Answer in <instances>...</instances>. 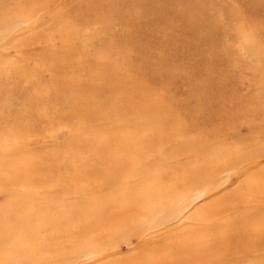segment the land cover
I'll return each mask as SVG.
<instances>
[{
    "label": "rangeland",
    "instance_id": "1",
    "mask_svg": "<svg viewBox=\"0 0 264 264\" xmlns=\"http://www.w3.org/2000/svg\"><path fill=\"white\" fill-rule=\"evenodd\" d=\"M0 7V264H264V199L246 192L264 181L255 174L264 156L254 157L264 139H245L256 112L252 90L264 86V0H0ZM183 153H192L189 161H180ZM223 234L243 237L242 250L228 240L226 251L209 245Z\"/></svg>",
    "mask_w": 264,
    "mask_h": 264
},
{
    "label": "bare ground",
    "instance_id": "2",
    "mask_svg": "<svg viewBox=\"0 0 264 264\" xmlns=\"http://www.w3.org/2000/svg\"><path fill=\"white\" fill-rule=\"evenodd\" d=\"M23 1H24V0H23ZM3 2H4V1H3ZM7 3H8V1H7ZM76 3H77V2H76ZM132 3H133V2H132ZM96 4H97V3H96ZM122 5H123V4H122ZM124 5H125V4H124ZM1 6H2V5H1ZM6 6H7V5H6ZM123 7H124V6H123ZM0 8H1V7H0ZM97 8H98V7H97ZM102 10H103V9H102ZM59 13H60V12H59ZM0 14H1V13H0ZM3 14H4V13H3ZM1 15H2V14H1ZM17 15H18V13H17ZM34 16H35V15H34ZM1 17H2V16H1ZM3 17H4V15H3ZM10 17H11V16H10ZM10 17H9V18H10ZM14 17H15V15H14ZM56 17H59V16L56 15ZM85 17H86V16H85ZM6 18H7V17H6ZM9 18H8V20H9ZM25 18H26V17H25ZM29 18H30V17H29ZM53 18H55V17H53ZM23 19H24V18H23ZM88 19H89V18H88ZM3 20H4V19H3ZM3 20H2V21H3ZM10 20H11V19H10ZM13 20H16V19L14 18ZM35 20H37V18H35ZM59 20H60V19H59ZM2 21H1V22H2ZM16 21H17V20H16ZM20 21H21V20H20ZM25 21H26V20H25ZM41 21H42V20H41ZM6 22H7V21H6ZM4 23H5V22H4ZM2 24H3V23H2ZM15 24H16V23H15ZM41 24H42V23H41ZM41 24H40V25H41ZM88 24H89V23H88ZM40 25H39V27H40ZM51 25H53V24H51ZM246 25H247V24H246ZM5 26H6V25H5ZM34 28H35V27H34ZM36 29H37V28H36ZM50 29H51V28H50ZM12 30H13V29H12ZM34 30H35V29H34ZM79 31H80V30H79ZM32 32H33V31H32ZM73 32H74V31H73ZM12 34H13V33H12ZM7 36H8V35H7ZM81 36H82V35H81ZM2 37H4V36H2ZM14 37H15V36H14ZM40 37H41V36H40ZM243 37H244V36H243ZM0 38H1V37H0ZM6 39H7V38H6ZM6 39H5V40H6ZM2 40H3V38H2ZM7 41H8V40H7ZM76 41H77V40H76ZM3 42H4V41H3ZM57 42H59V41H57ZM68 42H69V41H68ZM60 43H61V42H60ZM7 47H9V46L7 45ZM2 48H3V47H2ZM4 49H5V48H4ZM91 50H92V49H91ZM63 51H64V50H63ZM81 51H82V50H81ZM64 53H65V52H64ZM89 53H90V52H89ZM6 54H7V53H6ZM20 58H21V57H20ZM2 59H3V58H1V60H2ZM5 59H6V58H5ZM15 60H16V59H15ZM15 60H14V61H15ZM14 61H13V62H14ZM20 62H21V61H20ZM2 63H3V62H2ZM17 63H18V62H17ZM56 63H57V62H56ZM257 63H258V62H257ZM7 64H8V63H7ZM11 64H12V63H11ZM58 65H59V64H58ZM61 65H62V64H61ZM78 65H79V64H78ZM8 66H9V65H8ZM0 67H2V66L0 65ZM257 68H261V67L259 66V64L257 65ZM2 69H3V68H2ZM31 69H33V68H31ZM36 70H37V69H36ZM36 70H35V71H36ZM1 71H2V70H1ZM13 71H14V70H13ZM35 71H34V72H35ZM3 72H4V71H3ZM261 73H263V71H262ZM36 74H37V73H36ZM3 76H4V75H3ZM261 76L264 77V73L261 74ZM4 77H5V76H4ZM15 77H16V76H15ZM18 79H19V78H18ZM62 81H63V80H62ZM99 81H100V80H99ZM78 83H81V82H79V80H78ZM34 84H35V83H34ZM59 84H60V83H59ZM107 84H108V83H107ZM115 84H116V83H115ZM29 85H30V84H29ZM76 85H78V84L76 83ZM102 85H103V84H102ZM111 86H112V85H110V87H111ZM84 91H85V90H84ZM252 92H253V93H252V96H253V97H252L251 99L254 101V103H255V105H256V112H255L254 114H251L250 117H248L249 122H248V124H247V128L249 129V134L246 135V138H245V139H249V141H251L252 144L254 145L255 143H257V142H259V141H263V139H264V102H263L262 100L259 99V94L263 95V99H264V86L262 85V86L259 87V88H255V89L252 90ZM80 94H81V93H80ZM2 95H3V94H2ZM85 95H86V94H85ZM44 96H45V95H44ZM90 96H91V95H90ZM0 97H1V96H0ZM2 97H3V96H2ZM53 97H54V96H53ZM128 97H129V96H128ZM72 98H73V97H72ZM78 98H79V97H78ZM88 98H89V97H88ZM62 99L64 100V98H62ZM76 99H77V98H76ZM79 99H80V98H79ZM90 99H91V98H90ZM59 100H61V99H59ZM65 100H66V99H65ZM69 100H70V99H69ZM71 100H72V99H71ZM93 100H95V99H93ZM43 101H44V100H43ZM72 101H74V98H73ZM72 101H71V102H72ZM79 101H80V100H79ZM82 101H83V103H84V100H82ZM87 101H88V100H87ZM87 101H86V102H87ZM129 101H130V100H129ZM64 102H66V101H64ZM67 103H68V102H67ZM81 103H82V102H81ZM91 103H92V102H91ZM72 104H73V103H72ZM68 105H69V104H68ZM79 105H80V104H79ZM79 105H78V106H79ZM84 105H86V104H83V106H84ZM157 105H158V104H157ZM48 106H49V104H48ZM70 106H72V105H70ZM70 106H69V107H70ZM80 107H82V106L80 105L79 108H80ZM86 107H87V105H86ZM88 107H91V106L89 105ZM97 107H98V105H97ZM97 107H95V109H96ZM49 108H50V107H49ZM73 108H74V106L72 107V109H73ZM67 109H68V107H67ZM75 109H76V108H75ZM80 109H82V108H80ZM87 109H88V108H87ZM93 109H94V106H93V108H92L91 110H93ZM50 110H51V109H50ZM82 110H83V109H82ZM82 110H81V111H82ZM84 110H85V109H84ZM119 110H120V109H119ZM69 111H70V109H69ZM73 111H75V110H73ZM78 111H79V109H78ZM88 111H90V110H88ZM150 111H152V110H150ZM29 112H30V111H29ZM75 113H76V112H74L73 114H75ZM88 113H89V112H88ZM148 113H149V112H148ZM148 113H147V114H148ZM73 114H72V115H73ZM84 114H85V113H84ZM35 115H36V114H35ZM50 115H51V114H50ZM114 115H116V114L114 113ZM119 115H120V114H119ZM121 115H122V113H121ZM121 115H120V116H121ZM149 115H150V114H149ZM162 115H163V114H162ZM75 116H76V115H75ZM89 116H90V115H89ZM98 116H99V114H98ZM111 116H112V114H111ZM111 116H109V119L111 118ZM131 116H132V115H131ZM160 116H161V115H160ZM116 117H118V116H116ZM136 117H137V116H136ZM71 118H73V116H72ZM88 118H89V117H88ZM91 118H92V117H91ZM95 118H97V117H95ZM99 118H100V117H99ZM123 118H125V117H123ZM128 118H129V117H128ZM168 118H169V117H168ZM89 119H90V118H89ZM97 119H98V118H97ZM104 119H105V118H104ZM106 119H107V118H106ZM106 119L104 120V122L106 121ZM115 119H117V118H115ZM7 120H8V119H7ZM50 120H51V119H50ZM72 120H73V119H72ZM102 120H103V119H102ZM127 120L129 121V119H127ZM142 120H143V119H142ZM164 120H165V119H164ZM73 121H74V120H73ZM108 121H109V120H108ZM111 121H112V120H111ZM128 121H127V123H128ZM131 121H132V120H131ZM67 122H68V121H67ZM84 122H85V121H84ZM89 122H90V121H89ZM93 122H94V121H93ZM102 122H103V121H102ZM124 122H125V121H124ZM17 123H18V122H17ZM70 123H72V122H70ZM86 123H88L87 120H86ZM90 123H91V122H90ZM94 123H95V122H94ZM112 123H113V122H112ZM115 123H116V122H115ZM115 123H114V124H115ZM129 123H130V121H129ZM138 123H139V122H138ZM36 124H37V123H36ZM73 124H74V123H73ZM118 124H119V123H118ZM135 124H136V122H135ZM16 125H17V124H16ZM74 125H75V124H74ZM74 125H73V126H74ZM89 125L93 126L94 124L91 123V124H89ZM120 125H121V124H120ZM132 125L134 126V124H132ZM14 126H15V125H14ZM21 126H22V125H21ZM36 126H37V125H36ZM79 126H80V124H79ZM81 126H83V125L81 124ZM105 126H107L106 123H105ZM109 126H110V125H109ZM113 126H114V125H113ZM107 127H108V126H107ZM126 127H127V126H126ZM130 127H131V126H130ZM75 129H76V127H75ZM106 129H107V128H106ZM108 129H109V128H108ZM113 129H114V128H113ZM116 129H117V128H116ZM119 129H120V128H119ZM122 129H123V128H121V130H122ZM26 130H27V129H26ZM102 130H103V132H104L105 129L103 128V129H101V131H102ZM32 131H33V130H32ZM78 132H80V131H78ZM25 133H26V132H25ZM101 133H102V132H101ZM101 133H100V134H101ZM115 133H116V131H115ZM118 133H119V132H118ZM107 134H109V133H107ZM112 135H114V134H112ZM112 135H111V136H112ZM115 135H116V134H115ZM118 135H119V134H118ZM100 136H103V135H100ZM94 137H95V136H94ZM104 137H105V136H104ZM119 137H121V135H120ZM105 138H106V137H105ZM90 139H91V138H90ZM74 140H76V139H74ZM91 140H93V139H91ZM91 140H90V142H91ZM94 140H95V139H94ZM109 140H111V139H109ZM116 140H117V139H116ZM202 140H203V139H202ZM64 141H65V140H64ZM82 141H84V140H82ZM97 141H98V140H97ZM97 141L94 142V143H97ZM99 141H100V140H99ZM103 141H104V139L102 140V142H103ZM106 141H107V140H106ZM112 141H113V139H112ZM124 141H125V139H124ZM179 141H180V140H179ZM80 142H81V141H80ZM85 142H86V141H85ZM87 142H88V141H87ZM117 142H118V141H117ZM117 142H116V143H117ZM158 142H159V141H158ZM193 142H194V141H193ZM198 142H199V141H198ZM25 143H26V142H25ZM83 143H84V142H83ZM183 143H184V142H183ZM63 144H64V143H63ZM67 144H68V143H67ZM67 144H66V145H67ZM76 144H77V143H76ZM78 144H79V142H78ZM84 144H86V143H84ZM92 144H93V143H92ZM104 144H105V143H104ZM104 144H103V145H104ZM110 144H111V143H110ZM113 144H114V143H113ZM187 144H189V143H187ZM190 144H191V143H190ZM58 145H59V144H58ZM90 145H91V144H90ZM142 145H143V144H142ZM191 145H192V144H191ZM194 145H195V144H194ZM194 145H193V146H194ZM3 146H4V145H3ZM20 146H21V145H20ZM26 146H27V145H26ZM35 146H36V145H35ZM68 146H69V145H67V147H68ZM72 146H73V145H72ZM79 146H80V145H79ZM92 146H93V145H92ZM92 146H91V147H92ZM94 146H95V144H94ZM94 146H93V147H94ZM96 146H97V144H96ZM21 147H22V146H21ZM21 147H20V148H21ZM86 147H87V146H86ZM86 147H85V149H86ZM91 147H90V148H91ZM104 147H105V146H104ZM121 147H122V146H121ZM182 147H183V146H182ZM28 148H29V147H28ZM31 148H32V147H31ZM33 148H34V147H33ZM36 148H37V147H36ZM69 148H71V146H70ZM74 148H75V146H74ZM77 148H78V147H77ZM83 148H84V147H83ZM94 148H95V147H94ZM98 148H99V145H98ZM248 148H250V147H248ZM17 149H18V148H17ZM21 149H22V148H21ZM23 150H24V149H23ZM23 150H22V151H23ZM34 150H35V149H34ZM58 150H59V149H58ZM61 150H62V149H61ZM69 150H70V149H68V151H69ZM79 150H80V149H79ZM89 150H90V149H89ZM91 150H92V148H91ZM91 150H90V151H91ZM94 150H96V149H94ZM94 150H93V151H94ZM106 150H107V149H106ZM108 150H109V149H108ZM108 150H107V151H108ZM13 151H14V150H13ZM75 151L77 152V150H75ZM90 151H89V153H91ZM102 151H103V148H102ZM102 151H101V153H102ZM129 151H130V150H129ZM27 152H28V151H27ZM33 152H34V151H33ZM61 152H62V151H61ZM61 152H59V153H61ZM63 152H64V151H63ZM79 152H80V151H79ZM87 152H88V151H87ZM95 152H96V151H95ZM97 152H99V151H97ZM103 152H106V151H103ZM108 152H109V151H108ZM110 152L112 153V150H111ZM259 152H260V153H257L254 157L259 158V157H263V156H264V150H260ZM18 153H19V152H18ZM20 153H21V152H20ZM24 153H25V152H24ZM28 153H29V152H28ZM36 153H37V152H36ZM36 153H34V154H36ZM52 153H53V152H52ZM57 153H58V152H57ZM77 153H78V152H77ZM92 153H93V152H92ZM113 153H114V152H113ZM142 153H143V152H142ZM31 154H32V153H30V155H31ZM49 154H51V153L49 152ZM53 154H54V153H53ZM64 154H65V153H64ZM82 154H83V153H82ZM191 154H192V153H183L182 156H184V157H183L180 161H184V160H188V161H189V158L192 157ZM23 155H24V154H23ZM40 155H42V154H40ZM45 155H46V154H45ZM54 155L56 156V153H55ZM59 155H60V154H59ZM77 155H78V154H77ZM80 155H81V152H80ZM90 155H91V154H90ZM105 155H106V154H105ZM110 155H111V154H110ZM113 155H114V154H113ZM124 155H125V154H124ZM18 156H20V155H18ZM35 156H36V155H35ZM49 156H50V155H49ZM49 156H48V157H49ZM84 156H85V155H84ZM87 156H88V155H87ZM103 156H104V155H103ZM114 156H115V155H114ZM11 157H12V156H11ZM33 157H34V156H33ZM60 157H61V156H60ZM62 157H64V156H62ZM65 157H66V154H65ZM67 157H68V156H67ZM91 157H92V156H91ZM115 157H116V156H115ZM123 157H124V156H123ZM128 157H129V156H128ZM156 157H157V156H156ZM254 157H253V158H254ZM41 158H42V157H41ZM44 158H46V157H44ZM50 158H51V156H50ZM68 158H69V157H68ZM73 158H74V156H73ZM82 158H83V157H82ZM89 158H90V156H89ZM97 158H98V157H97ZM97 158H96V159H97ZM107 158H108V157H107ZM162 158H164V157H162ZM253 158L245 157L244 160H246V161L249 162V161L252 160ZM257 158H256V159H257ZM6 159H7V158H6ZM14 159H16V158H14ZM57 159L59 160V158H57ZM63 159H64V158H62V160H63ZM76 159H78V156L76 157ZM84 159H85V158H84ZM99 159H100V158H99ZM99 159H98V161H99ZM101 159H102V158H101ZM105 159H106V156H105ZM137 159H138V158H137ZM12 160H13V159H12ZM41 160H42V159H41ZM44 160H45V159H44ZM48 160H49V159H48ZM53 160H54V158H53ZM53 160H52V161H53ZM60 160H61V159H60ZM60 160H59V161H60ZM69 160H70V159H69ZM71 160H72V158H71ZM93 160H94V159H93ZM102 160H103V159H102ZM109 160H110V159H109ZM139 160H140V158H139ZM156 160H157V159H156ZM161 160H163V159H161ZM42 161H43V160H42ZM54 161H56V160H54ZM77 161H78V160H77ZM89 161H90V160H89ZM91 161H92V160H91ZM91 161H90V162H91ZM95 161H96V160H95ZM107 161H108V160H107ZM119 161H120V159H119ZM31 162H32V161H31ZM63 162L65 163V161H63ZM82 162H83V161H82ZM99 162H100V161H99ZM102 162H103V161H102ZM111 162H112V160H111ZM190 162H191V161H190ZM192 162H193V163H197V160H196V159H193ZM41 163H42V162H41ZM50 163H51V162H50ZM53 163H55V162H53ZM57 163H60V162H57ZM67 163H68V162H66V164H65L66 166H67ZM72 163H73V162H72ZM12 164H13V163H12ZM20 164H21V163H20ZM20 164H19V165H20ZM23 164H24V163H23ZM25 164H26V163H25ZM25 164H24V165H25ZM32 164H33V163H32ZM43 164H44V163H43ZM60 164H61V163H60ZM75 164H76V163H75ZM96 164H97V163H96ZM96 164H95V165H96ZM8 165H9V163H8ZM50 165H51V164H50ZM52 165H53V164H52ZM62 165H63V163H62ZM76 165H77V164H76ZM114 165H115V164H114ZM148 165H149V164H148ZM234 165H235V164L231 163V164H230V167H231V168H235ZM32 166H33V165H32ZM37 166H38V165H37ZM40 166H42V165H40ZM40 166H39V167H40ZM48 166H49V165H48ZM55 166H56V165H55ZM63 166H64V165H63ZM71 166H72V165H71ZM89 166H90V165H89ZM89 166H88V167H89ZM93 166H94V165H93ZM93 166H92V167H93ZM107 166H108V165H107ZM110 166H111V165H110ZM121 166H122V165H121ZM227 166H228V164H226V166H224L223 168H212V169L209 170V172H213L214 174L217 175V174H219L223 169L227 168ZM11 167H12V166H11ZM20 167H21V166H20ZM44 167H45V166H44ZM44 167H43V169H44V171H45V168H44ZM49 167H50V166H49ZM52 167H54V166H51V168H52ZM77 167H78V166H77ZM103 167H104V166H103ZM113 167H114V166H113ZM125 167H126V166H125ZM125 167H124V168H125ZM154 167H155V166H154ZM35 168H36V167H35ZM63 168H64V167H63ZM66 168H67V167H66ZM85 168H86V167H85ZM94 168H95V167H94ZM99 168H100V167H99ZM119 168H121V167H119ZM258 168H259V169H258ZM258 168H257L258 170H257V172H256L255 174H257V173H262L263 176H264V167H258ZM3 169H5V168H3ZM10 169H11V168H10ZM19 169H20V168H19ZM24 169H25V168H24ZM39 169H40V168H39ZM56 169H57V168H56ZM81 169H82V168H81ZM105 169H106V168H105ZM108 169H109V168H108ZM16 170H17V169H16ZM32 170H33V168H32ZM32 170H31V171H32ZM37 170H38V169H37ZM54 170H55V169H54ZM54 170H52V171H54ZM69 170H70V169H69ZM77 170H78V169H77ZM97 170H99V169H97ZM111 170H112V169H111ZM113 170H114V169H113ZM41 171H42V170H41ZM52 171H51V172H52ZM63 171H65V170H63ZM124 171H125V169H124ZM126 171H127V170H126ZM129 171H130V170H129ZM21 172H22V170H21ZM33 172H34V170H33ZM36 172H37V171H36ZM81 172H82V171H81ZM116 172H117V171H116ZM116 172H115V173H116ZM146 172H147V171H146ZM209 172H208V173H209ZM22 173H23V172H22ZM39 173H40V172H39ZM41 173H43V171H42ZM45 173H46V172H45ZM65 173L68 174V173H67V169H66V172H65ZM86 173H87V172H86ZM86 173H85V174H86ZM120 173H121V172H120ZM124 173H125V172H124ZM126 173H127V172H126ZM128 173H129V172H128ZM128 173H127V174H128ZM33 174H34V173H33ZM43 174H44V173H43ZM43 174H42V175H43ZM74 174H75V173H74ZM121 174H122V173H121ZM131 174H132V173H131ZM192 174H193V173H192ZM5 175H6V174H5ZM26 175H27V174H26ZM35 175H36V174H35ZM42 175H41V176H42ZM70 175H72V173H71ZM77 175H78V174H77ZM118 175H119V174H118ZM129 175H130V174H129ZM223 175H224V173H223ZM41 176H40L39 179H41ZM46 176H48V175H46ZM72 176H73V175H72ZM78 176H79V175H78ZM94 176H95V174H94ZM98 176H99V175H98ZM108 176H109V175H108ZM154 176H156V175H154ZM193 176H194L196 179H198V177H199V180H200V178H202V174H201V172H199V174H194ZM55 177H56V176H55ZM60 177H61V176H60ZM70 177H71V176H70ZM70 177H69V178H70ZM73 177H74V176H73ZM76 177H77V176H76ZM76 177H75V179H76ZM12 178H13V177H12ZM22 178H23V177H22ZM31 178H32V177H30V180H31ZM45 178H46V177H45ZM69 178L66 176V179H67V180H68ZM94 178H95V177H94ZM105 178H106V177H105ZM111 178H112V177H111ZM128 178H129V176H128ZM42 179H43V178H42ZM55 179H56V178H55ZM57 179H59V178H57ZM61 179H62V178H61ZM64 179H65V178H64ZM75 179L73 178L72 180H75ZM112 179H114V178H112ZM124 179H125V178H124ZM47 180H48V179H47ZM49 180L51 181V179H49ZM49 180H48V181H49ZM53 180H54V178H53ZM62 180H63V179H62ZM70 180H71V179H70ZM77 180H79V179H77ZM82 180H83V179H82ZM85 180H86V179H85ZM95 180H97V179H95ZM116 180H117V178H116ZM118 180H119V179H118ZM122 180H123V179H121V182H122ZM130 180H131V177H130ZM144 180H146V179L144 178ZM21 181H22V180H21ZM43 181H44V180H43ZM50 181H49V182H50ZM108 181H109V180H108ZM108 181H107V182H108ZM123 181H124V180H123ZM176 181L178 182V183L176 184L177 186H180V184H183V183H180V182H179V179H176ZM45 182H46V181H45ZM77 182H78V181H77ZM134 182H135V181H134ZM9 183H10V182H9ZM20 183H21V182H20ZM55 183H56V182H55ZM63 183H64V182H63ZM68 183H69V182H68ZM87 183H88V182H87ZM91 183H92V182H91ZM100 183H101V182H100ZM110 183H111V182H110ZM115 183H116V182H115ZM140 183H141V182H140ZM18 184H19V183H18ZM18 184H17V185H18ZM70 184H71V183H70ZM78 184H79V183H78ZM80 184H82V183H80ZM85 184H86V183H85ZM108 184H109V183H108ZM111 184H112V183H111ZM184 184L187 185L188 188H192V187H194V184H195V183H194V182H184ZM207 184H208V183H207ZM260 184H261V185H260L259 187H255V186H252V185H251V186H248L246 192L249 193V194H247V196H248V197L254 196V194H255L256 191H258V192H262V195L260 196V198L258 197L257 199H260L261 201H263V199H264V181H261V180H260ZM54 185H55V184H54ZM82 185H83V184H82ZM82 185H81V186H82ZM86 185H87V184H86ZM118 185H119V184H118ZM118 185H117V186H118ZM81 186H80V187H81ZM117 186H116V187H117ZM120 186H121V185H120ZM120 186H119V189H121ZM18 187H19V186H18ZM61 187H62V186H61ZM74 187H75V185H74ZM87 187H88V186H87ZM87 187L84 188V189L86 190ZM92 187H93V186H92ZM99 187H100V186H99ZM99 187H98V188H99ZM116 187H115V188H116ZM124 187L126 188V186H124ZM64 188L66 189V187H64ZM67 188H68V187H67ZM69 188H70V187H69ZM82 188H83V187H82ZM82 188H80L79 190H81ZM115 188H114L113 191H112V190H110V191H111V192H114V191L116 190ZM125 188H122L121 190L123 191ZM133 188H134V187H133ZM20 189H21V188H20ZM44 189H46V188H44ZM58 189H59V188H58ZM60 189H61V188H60ZM62 189H63V188H62ZM111 189H112V188H111ZM130 189H131V188H130ZM18 190H19V189H18ZM39 190H40V189H39ZM66 190H67V189H66ZM79 190H77V191H79ZM97 190H99V189H97ZM121 190H120V191H121ZM41 191L43 192V189H42ZM63 191H64V190H63ZM74 191H75V190H74ZM107 191H108V190H107ZM122 191H121V192H122ZM209 191L211 192V190H209ZM209 191L206 192V194H209V193H210ZM79 192H80V191H79ZM82 192H83V191H82ZM82 192H81V193H82ZM90 192H91V191H90ZM90 192H89V193H90ZM99 192H102V195H104V194L106 193V192H105V193L103 194V191H99ZM25 193H26V192H25ZM53 193H54V192H53ZM65 193H66V192H65ZM67 193H68V192H67ZM81 193H80V194H81ZM87 193H88V192H87ZM93 193H94V192H93ZM107 193H108V192H107ZM117 193H118V192H117ZM62 194H63V193H62ZM73 194H76V193H73ZM80 194H79V195H80ZM90 194H91V193H90ZM95 194H96V193H95ZM95 194H94V195H95ZM122 194H123V193H122ZM143 194H144V193H143ZM41 195H43V194L41 193ZM47 195H48V194H47ZM85 195H86V194H85ZM94 195H92V196H94ZM96 195L99 196V194H96ZM108 195H109V194H108ZM114 195H115V194H114ZM120 195H121V194H120ZM134 195H136V194H134ZM154 195H155V193H154ZM14 196H15V195H14ZM20 196H21V195H20ZM45 196H46V195H45V193H44V198H45ZM50 196H51V195H50ZM73 196H74V195H73ZM77 196H78V194H77ZM105 196H106V195H105ZM116 196H118V195H116ZM121 196H122V195H121ZM123 196H124V195H123ZM123 196H122V197H119V199H120V198L122 199ZM127 196H128V195H127ZM127 196H126V198H128ZM47 197H48V196H47ZM58 197H59V196H58ZM58 197H57V198H58ZM90 197H91V196H90ZM109 197H110V195H109ZM111 197H112V195H111ZM113 197H114V196H113ZM135 197H136V196H135ZM53 198H54V197H53ZM53 198H52V199H53ZM62 198H64V197L62 196ZM87 198H88V197H87ZM92 198H93V197H92ZM106 198H107V197H106ZM15 199H16V198H15ZM46 199H47V198H46ZM48 199H49V198H48ZM52 199H51V200H52ZM80 199H81V198H80ZM109 199H110V198H109ZM113 199H114V198H113ZM115 199H116V198H115ZM148 199H150V198H148ZM249 199H252V198H249ZM249 199H243V200L247 201V200H249ZM254 199H255V198H254ZM36 200H37V199H36ZM54 200H55V199H54ZM75 200H76V199H75ZM75 200H74V201H75ZM87 200H88V199H86V201H87ZM89 200H90V199H89ZM110 200H111V199H110ZM126 200H127V199H126ZM255 200H256V199H255ZM16 201H17V200H16ZM24 201H25V200H24ZM34 201H35V198H34ZM49 201H50V199H49ZM52 201H53V200H52ZM57 201L60 202V199L57 200ZM72 201H73V200H72ZM77 201H78V200H77ZM86 201H85V202H86ZM101 201H102V199H101ZM105 201H106V199H105ZM107 201H109V200H107ZM249 201H250V200H249ZM9 202H10V201H9ZM25 202H26V201H25ZM31 202H32V201L30 200V203H31ZM45 202H47V201H45ZM59 202H58V203H59ZM70 202H71V201H70ZM80 202H81V201H80ZM82 202H84V201H82ZM82 202H81V203H82ZM93 202H95V201H93ZM103 202H104V201H103ZM110 202H111V201H110ZM123 202H124V201H123ZM41 203H43V202H41ZM48 203H49V202H48ZM63 203H65V205H67V204H66V201L63 202ZM71 203H72V202H71ZM96 203H97V202H96ZM101 203H102V202H101ZM7 204H8V202H7ZM9 204H10V203H9ZM12 204H13V203H12ZM15 204H16V203H15ZM15 204H13V206H14ZM18 204H19V202H18ZM20 204H21V203H20ZM32 204H33V203H32ZM32 204H30V205H32ZM43 204H44V203H43ZM45 204H46V203H45ZM49 204H51V203H49ZM53 204H54V203H53ZM55 204H56V203H55ZM83 204H84V203H83ZM102 204H103V203H102ZM102 204H100V205L102 206ZM109 204H111V203H109ZM47 205H48V204H47ZM47 205H46V206H47ZM56 205H57V204H56ZM59 205H60V204H59ZM68 205H69V204H68ZM68 205H67V206H68ZM78 205H79V204H78ZM85 205H87V204H85ZM118 205H120V204H118ZM16 206H17V205H15L14 207H16ZM20 206H21V205H20ZM49 206H51V205H49ZM52 206H53V205H52ZM61 206H62V205H60V207H61ZM80 206H83V205L81 204ZM88 206H89V205H88ZM90 206H91V205H90ZM95 206H96V205H95ZM95 206H94V208H95ZM101 206H100V207H101ZM244 206H245V205H244ZM244 206L241 205V207H244ZM253 206H255V205H253ZM21 207H22V206H21ZM26 207H27V206H26ZM34 207H35V206H34ZM60 207H59V208H60ZM83 207H84V206H83ZM91 207H92V206H91ZM97 207H98V206H97ZM103 207H104V205H103ZM105 207H106V205H105ZM109 207H110V206H109ZM235 207H236V206H235ZM10 208H11V207H10ZM52 208H54V207H52ZM56 208H58V206H57ZM59 208H58V209H59ZM62 208H64V206H63ZM62 208H60V209H62ZM81 208H82V207H81ZM117 208H119V207H117ZM130 208L132 209V207H130ZM46 209H47V208H46ZM50 209H51V208H50ZM60 209H59V210H60ZM66 209L69 210L67 207H66ZM70 209H71V207H70ZM73 209H74V208H72L71 210H73ZM75 209H76V208H75ZM77 209H79V208H77ZM115 209H116V208H115ZM122 209H123V207H122ZM238 209H239V208H238ZM238 209H237V210H238ZM240 209H241V208H240ZM240 209H239V210H240ZM84 210H85V208H84ZM86 210H87V209H86ZM97 210H98V209H97ZM97 210H96V211H97ZM100 210H101V209H100ZM100 210H99V211H100ZM106 210H108V208H106ZM110 210H111V209H110ZM235 210H236V209H235ZM255 210H256V209H255ZM6 211H7V210H6ZM52 211H53V210H52ZM54 211H55V209H54ZM69 211H70V210H69ZM76 211H77V210H76ZM79 211H80V210H79ZM89 211H91V210H89ZM112 211H113V210H112ZM112 211H111V212H112ZM119 211H120V210H119ZM23 212H24V211H23ZM80 212H82V211H80ZM216 212H217V211H216ZM224 212H225V211L223 210V211L218 212V213L223 214ZM236 212H237V211H236ZM253 212H254V211H253ZM259 212H260V211H259ZM67 213H68V212H67ZM71 213H72V212H71ZM73 213H75V211H74ZM103 213H104V212H103ZM108 213H109V212H108ZM124 213H125V212H124ZM212 213H213V212H212ZM212 213H211V214H212ZM243 213H244V212H243ZM249 213H250V212H249ZM262 213H263V212H262ZM59 214H60V213H59ZM96 214H97V213H96ZM111 214H112V213H111ZM245 214H246V213H245ZM247 214H248V213H247ZM54 215H55V214H54ZM217 215H219V214H217ZM240 215H241V214H240ZM261 215H262V214H261ZM58 216H59V215H58ZM65 216H66V215H65ZM72 216H74V215H72ZM72 216H71V217H72ZM83 216H85V215H83ZM119 216H120V215H119ZM213 216H214V215H213ZM248 216H250V215H248ZM92 217H94V216L92 215ZM95 217H96V216H95ZM97 217H99V215H97ZM234 217H235V216H234ZM251 217H252V216H251ZM251 217H250V218H251ZM262 217H263V216H262ZM74 218H75V217H74ZM74 218H73V219H74ZM78 218H79V217H78ZM81 218H83L82 215H81ZM194 218H195V217H194ZM207 218H208V217H207ZM248 218H249V217H248ZM60 219H61V218H60ZM66 219H67V218H66ZM70 219H71V218H70ZM90 219H91V218H90ZM95 219H96V218H95ZM127 219H128V218H127ZM196 219H197V218H196ZM210 219H211V218H210ZM215 219H217V218H215ZM219 219H220V218H219ZM221 219H222V218H221ZM62 220L64 221V219H62ZM77 220H78V219H76L75 221H77ZM98 220H99V219H98ZM246 220H247V219H246ZM248 220H249V219H248ZM250 220H251V219H250ZM72 221H73V220H72ZM80 221H81V219H80ZM83 221H84V218H83ZM89 221H91V220H89ZM195 221H196V220H195ZM197 221H198V220H197ZM204 221H205V220H204ZM208 221H209V220H208ZM214 221H215V220H214ZM230 221H231V220H230ZM233 221H235V220H233ZM244 221H245V220H244ZM57 222H58V221H57ZM198 222H199V221H198ZM221 222H222V221H221ZM227 222H228V220H227ZM240 222H241V221H240ZM69 223H70V221H69ZM69 223H68V224H69ZM76 223H77V222H76ZM78 223H79V222H78ZM135 223H136V222H134V224H135ZM237 223H238V222H237ZM57 224H58V223H57ZM85 224H86V223H85ZM85 224H84V225H85ZM225 224H226V223H225ZM227 224H228V223H227ZM60 225H61V224H60ZM64 225H65V224H64ZM213 225H214V224H213ZM70 226H71V225H70ZM52 227H53V226H52ZM66 227H67V225H66ZM200 227H201V226H200ZM200 227L198 226V228H200ZM130 228H131V227H130ZM196 228H197V227H196ZM220 228H221V227H220ZM247 228H248V227H247ZM53 229H54V227H53ZM121 229H122V228H121ZM127 229H128V228H127ZM193 229H194V228H193ZM255 229H256V228H255ZM262 229H263V228H262ZM49 230H50V229H49ZM125 230H126V229H125ZM128 230H129V229H128ZM183 230H184V229H183ZM196 230H197V229H196ZM112 231H114V230H112ZM217 231H218V230H217ZM256 231H257V230H256ZM256 231H255V232H256ZM189 232H191V231H189ZM213 232H214V231H213ZM213 232H212V235H213ZM215 232H216V231H215ZM225 232H226V230H225ZM103 233H104V232H103ZM187 233H188V232H187ZM207 233H210V232H207ZM207 233H206V234H207ZM218 233H219V232H218ZM218 233H216V234H218ZM230 233H231V232H230ZM253 233H254V232H253ZM38 234H39V233H38ZM99 234H100V233H99ZM106 234H107V233H106ZM176 234H177V233H176ZM210 234H211V233H210ZM210 234H209V235H210ZM216 234H215V235H216ZM204 235H205V234H204ZM207 235H208V234H207ZM218 235H219V234H218ZM34 236H36V235H34ZM34 236H33V237H34ZM179 236H180V235H179ZM196 236H197V235H196ZM202 236H203V234H202ZM15 237H16V236H15ZM97 237H99V236H97ZM175 237H176V236H175ZM207 237H208V236H207ZM212 237H214V235H213ZM182 238L184 239V237H182ZM185 238H186V237H185ZM196 238H198V237H196ZM196 238H195V239H196ZM201 238H202V237H201ZM203 238H204V237H203ZM208 238H210V237H208ZM60 239H61V238H60ZM253 239H254V238H253ZM186 240H187V239H186ZM224 240H226V242H227V240H228L229 242H231V247L234 246V248L237 249V250H238V249H241V248L244 247V245L242 244V241L244 240L243 237H239V236H229V234H223L222 238H221V236H220V237H218V238L216 239V241H214V240H212V242L210 241L209 245H213L212 247H216V245H217V246H223L222 244L225 245V243H226V242L223 243ZM193 241H194V240H193ZM193 241H192V242H193ZM183 242H185V240H184ZM189 242L191 243V241H189ZM207 242H208V241H207ZM186 244H187V243H186ZM186 244H184V246H185ZM215 244H216V245H215ZM195 245L197 246L198 244H195ZM200 245H201V244H200ZM78 246H79V245H78ZM184 246H183V247H184ZM188 246H189V245H188ZM229 246H230V245H229ZM239 246H240V247H239ZM177 247H178V246H177ZM177 247H176V249H177ZM181 247H182V246H181ZM205 247H206V246H205ZM223 247H224V246H223ZM237 247H239V248H237ZM75 248H76V247H75ZM83 248H84V247H83ZM190 248H191V247H190ZM208 248H210V247H208ZM220 248H221V247H220ZM168 249H169V248H168ZM172 249H173V248H172ZM172 249H171V250H172ZM178 249H179V248H178ZM210 249L212 250V248H210ZM215 249H217V248H215ZM215 249H214V250H215ZM261 249H262V248H260V251H261ZM180 250H181V249H180ZM202 250H203V249H202ZM224 250H225V247H224ZM224 250H223V251H224ZM241 250H242V249H241ZM147 251H148V250H147ZM169 251H170V250H169ZM216 251H217V250H216ZM225 251H226V250H225ZM234 251H235V250H234ZM179 252H180V251H179ZM197 252H198V251H197ZM262 252H263V251H262ZM176 253H177V252H176ZM186 253H187V252H185V254H186ZM247 253H249V252H247ZM173 254H175V253H173ZM178 254H179V253H178ZM178 254H177V255H178ZM180 254H181V253H180ZM182 254H183V252H182ZM204 254H206V255H208V256H212L211 252L209 253V251H208V253H207V252H204ZM227 254H228V253H227ZM26 255H27V254H26ZM186 255H187V254H186ZM190 255H191V254H190ZM197 255H198V254H197ZM201 255H202V254H201ZM242 255H243V254H242ZM247 255H248V254H247ZM261 255H262V254H261ZM49 256H51V255H49ZM49 256H48V257H49ZM65 256H66V255H65ZM195 256H196V255H195ZM227 256H228V255H227ZM253 256H254V255H253ZM256 256H257V255H256ZM52 257H54V256H52ZM205 257H206V256H205ZM254 257H255V256H254ZM257 257H259V256H257ZM181 258H182V257H181ZM181 258H180V259H181ZM188 258H189V257H188ZM188 258H187V259H188ZM191 258H192V257H191ZM194 258H195V257H194ZM196 258H197V256H196ZM201 258H202V257H201ZM218 258H219V257H218ZM231 258H232V257H231ZM171 259H172V258H171ZM198 259H200V258H198ZM220 259H221V257H220ZM222 259H224V258H222ZM222 259H221V260H222ZM228 259H229V258H228ZM175 260H176V259H175ZM193 260H194V259H193ZM193 260H192V261H193ZM200 260H201V259H200ZM218 260H219V259H218ZM176 261H177V260H176ZM182 261H184V260H182ZM192 261H191V264H192ZM53 262H54V261H53ZM58 262H59V259H58ZM171 262H172V261H171ZM187 262H189V261H187ZM194 262H196V261H194ZM213 262H214V261H213ZM180 263H181V262H180ZM211 263H212V262H211ZM41 264H43V263H41ZM47 264H48V262H47ZM52 264H53V263H52ZM166 264H167V263H166ZM181 264H182V263H181ZM187 264H188V263H187ZM195 264H196V263H195Z\"/></svg>",
    "mask_w": 264,
    "mask_h": 264
}]
</instances>
